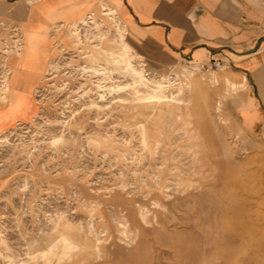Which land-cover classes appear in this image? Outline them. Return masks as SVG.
<instances>
[{"label": "rangeland", "instance_id": "rangeland-1", "mask_svg": "<svg viewBox=\"0 0 264 264\" xmlns=\"http://www.w3.org/2000/svg\"><path fill=\"white\" fill-rule=\"evenodd\" d=\"M105 13L74 37L52 30L63 40L33 98L36 120L0 144V264H56L64 254L65 264H264V144L235 119L243 77L222 65L154 70L130 51L141 93L166 96L142 105L112 56L119 26H103ZM21 44L30 46L25 35L0 39V94ZM98 84L123 90L101 100ZM56 222L69 224L61 233L75 248L31 260Z\"/></svg>", "mask_w": 264, "mask_h": 264}, {"label": "crops", "instance_id": "crops-1", "mask_svg": "<svg viewBox=\"0 0 264 264\" xmlns=\"http://www.w3.org/2000/svg\"><path fill=\"white\" fill-rule=\"evenodd\" d=\"M98 12L114 14L133 53L154 70L217 61L244 77L235 119L264 144V0H0V39L25 35L30 44L22 64L13 61L16 84L0 104V133L36 117L33 98L62 39L51 31Z\"/></svg>", "mask_w": 264, "mask_h": 264}, {"label": "bare ground", "instance_id": "bare-ground-1", "mask_svg": "<svg viewBox=\"0 0 264 264\" xmlns=\"http://www.w3.org/2000/svg\"><path fill=\"white\" fill-rule=\"evenodd\" d=\"M103 5V4H102ZM104 6V5H103ZM111 8V7H110ZM104 10V9H103ZM102 10V11H103ZM112 15H114V14H112L111 12L110 13H105V14H102V16H106V19H101V23L103 24V26H106L107 24L109 25V24H113L114 25V27L115 26H119V33H118V37L119 38H117L116 40H118L117 42H116V48H117V52H113L112 53V56H114L115 58L116 57H119V59H120V61H121V63H122V67H123V69L124 70H126L127 71V75L130 77V83L128 84V86H130V89L132 90V92H133V95H134V97H136V100L139 102V103H141L142 105H148V104H154V103H161L163 100H164V98H166V96H164L163 95V93H162V91L160 90V89H157V90H152L150 93H147L146 95H143L142 93H141V91H140V86H141V83H143L144 81H145V79H144V77H143V75L141 74V72L140 71H138L137 69H135V67H134V65H132V63H131V53H130V51H133L131 48H130V46L127 44V42L125 41V34H124V31L122 30V28L120 27V25H117L116 23H115V21L113 20V18H111L112 17ZM91 16V15H90ZM84 18H86V17H84ZM100 21V20H99ZM112 21V22H111ZM117 21V20H116ZM86 20H80V21H75V22H73V23H71V24H69V26H68V29L70 30V35H72L73 37L76 35V34H78V30H79V28H80V26L81 25H83V26H86L85 24H86ZM63 24V23H62ZM55 26H56V24H55ZM64 26V24L62 25V26H58V27H56L55 29H54V33L56 34V33H58L59 32V30H61V28ZM121 28V29H120ZM117 30V29H116ZM52 32V31H51ZM53 34V33H52ZM106 33H104V32H102V33H100V35H101V38L102 39H104V38H106L105 36H107V35H105ZM104 36V37H103ZM109 39V38H108ZM115 40V41H116ZM108 41V40H107ZM22 46H24V47H21L20 49H17L16 51H14L15 52V54H20V57L21 58H17L16 56V58H17V61L18 60H20V62H21V60H22V58L26 55V54H28L29 52H30V46L29 45H27V44H21ZM99 49H100V52H101V54H104V55H106L107 54V51L102 47V46H99ZM115 50V49H114ZM113 50V51H114ZM56 52H58L59 53V51L57 50ZM88 52V51H87ZM13 54V53H12ZM82 54V53H81ZM90 55H89V58L92 60L93 58H92V54L91 53H89ZM109 54V53H108ZM14 55V54H13ZM111 55V54H110ZM19 57V56H18ZM12 58V57H11ZM10 58V59H11ZM49 58H50V62H49V66H48V69H47V71H46V76L48 77V75H49V73L51 72V67H53L52 66V64H53V62L56 60V58H57V56L55 55V53H53V52H51L50 54H49ZM13 59H14V57H13ZM137 59V58H136ZM7 60V59H6ZM15 60V59H14ZM16 62V61H15ZM14 64V63H13ZM21 64H22V62H21ZM143 64L145 65V63L143 62ZM54 65V64H53ZM97 65V64H96ZM55 66V65H54ZM53 69V68H52ZM83 70H85L86 72H92V71H94V72H99L100 70L99 69H95V67L94 68H92V67H88V68H84ZM105 71V70H104ZM142 71V70H141ZM8 72V71H7ZM10 72V71H9ZM8 72V74H7V78H6V80H5V82H4V85H3V88H4V90H3V92L0 94V100H3V98H7V100L5 101V103L6 102H8V95H9V93H10V90H11V87L12 86H14L15 87V78H14V76L16 75V70L14 69L13 71H11L10 73ZM52 73V72H51ZM51 73H50V75H51ZM106 73V72H105ZM46 76H45V79L44 80H46ZM127 76V77H128ZM161 76V75H160ZM16 77H17V75H16ZM165 78V77H164ZM167 78V77H166ZM107 79V78H106ZM18 78H17V82H18ZM42 82H43V80L42 81H40L38 84H40V86L42 85ZM160 82V81H159ZM226 82L228 83V84H230V88L232 89V90H234L235 89V84H233V83H231L229 80H227L226 79ZM101 84V83H100ZM100 84H98L97 85V88L98 89H100V91H99V93H98V97L101 99V100H103L104 98H105V95H106V93H108V94H112V92H114V93H118V92H122V90H123V87H119V86H109V87H107V89H108V92H105V89H104V87L103 86H100ZM54 85V84H53ZM143 85V84H142ZM159 85V84H158ZM96 86V85H95ZM149 86V85H148ZM147 86V87H148ZM146 87V88H147ZM162 87H165V85L164 86H162ZM242 87L244 88V87H246V81H245V78L243 77V79H242ZM173 88V87H172ZM104 89V90H103ZM156 89V88H155ZM163 89V88H162ZM169 89V88H168ZM124 90H126V89H124ZM90 91V90H89ZM93 91V90H92ZM37 92V91H36ZM91 92V91H90ZM88 93V92H87ZM3 96V97H2ZM173 99V98H172ZM165 102V101H164ZM1 103H4L3 101L1 102ZM34 103H35V105H36V107H37V100H34ZM98 107V106H97ZM38 110V107L36 108V111ZM140 111V109H138V108H133L132 109V115L134 116V117H136L137 118V116H144V114ZM38 115V113L36 114V116ZM168 115V114H167ZM32 119H35V117H32L29 121H32ZM36 120V119H35ZM34 120V121H35ZM28 121V122H29ZM162 122V121H161ZM158 123V122H157ZM33 125H35V123L33 124ZM31 126V125H30ZM261 126V125H260ZM152 127V126H151ZM23 128H25V126L24 125H19L18 126V128H17V130L18 129H23ZM263 128V127H262ZM160 132V131H159ZM13 133H12V130H10V131H4V132H2V133H0V144H6V143H9V136L10 135H12ZM61 141V138H59V137H57V138H53V139H51V141H50V144H52V145H55V144H57L58 142H60ZM19 144V143H18ZM99 144V143H98ZM69 226V224L68 223H58V222H56L55 224H54V226H53V229H52V232L53 233H56V237L55 238H52V236L51 235H47V239L44 241V243L42 244V245H38V251H36L35 253H32L31 254V260H33V259H35V256L36 255H40V256H42V257H48V256H54V251L58 248V246L59 245H65L66 246V248L68 249V250H71V249H73V248H75V246H73V244L72 243H70L69 241H68V239H67V237L66 236H64L62 233H61V230H62V228L64 227H68ZM104 228V227H103ZM98 243V242H97ZM78 246H82L83 245V242L82 241H79V243L77 244ZM2 246V245H1ZM7 258H9V260H10V257H7ZM57 259V261H56V264H65V262L67 261V262H70L71 261V259H72V256L70 255V254H64V255H62V256H59V257H57L56 258ZM8 264H17V263H14V262H12V261H9V263ZM19 264H30L29 262H27V261H23V262H20Z\"/></svg>", "mask_w": 264, "mask_h": 264}, {"label": "built area", "instance_id": "built-area-1", "mask_svg": "<svg viewBox=\"0 0 264 264\" xmlns=\"http://www.w3.org/2000/svg\"><path fill=\"white\" fill-rule=\"evenodd\" d=\"M196 66H198L202 70L210 71V70H218L221 67V64L217 61H212L208 64H198Z\"/></svg>", "mask_w": 264, "mask_h": 264}]
</instances>
